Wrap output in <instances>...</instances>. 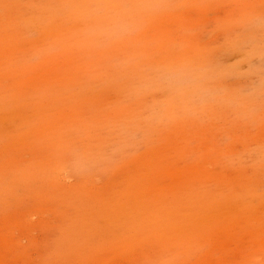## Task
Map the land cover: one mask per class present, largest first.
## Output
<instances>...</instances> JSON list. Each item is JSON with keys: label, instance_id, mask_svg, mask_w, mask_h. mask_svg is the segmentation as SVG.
Here are the masks:
<instances>
[{"label": "rangeland", "instance_id": "1", "mask_svg": "<svg viewBox=\"0 0 264 264\" xmlns=\"http://www.w3.org/2000/svg\"><path fill=\"white\" fill-rule=\"evenodd\" d=\"M0 264H264V0H0Z\"/></svg>", "mask_w": 264, "mask_h": 264}, {"label": "bare ground", "instance_id": "2", "mask_svg": "<svg viewBox=\"0 0 264 264\" xmlns=\"http://www.w3.org/2000/svg\"><path fill=\"white\" fill-rule=\"evenodd\" d=\"M230 260V259H229Z\"/></svg>", "mask_w": 264, "mask_h": 264}]
</instances>
